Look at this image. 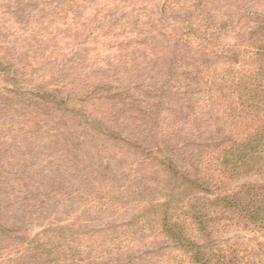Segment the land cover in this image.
<instances>
[{
  "label": "trees",
  "instance_id": "16d2710c",
  "mask_svg": "<svg viewBox=\"0 0 264 264\" xmlns=\"http://www.w3.org/2000/svg\"><path fill=\"white\" fill-rule=\"evenodd\" d=\"M258 1L256 11L227 17L220 0H0V22L26 3L37 13L17 45L0 43V130L14 156L46 164L53 184L77 185L72 200L89 197L104 209L122 206L126 191L90 184L92 152L137 168L126 188L135 198L128 220L98 230L52 224L29 236L0 207V250L21 243L35 247L37 264H115L83 253L121 237L114 233L154 226L171 244L159 249L169 251L160 264H252L238 246L212 239L224 222L264 232ZM70 21L82 23L74 35L91 39L84 58L62 64L49 56L50 40Z\"/></svg>",
  "mask_w": 264,
  "mask_h": 264
},
{
  "label": "rangeland",
  "instance_id": "374dc122",
  "mask_svg": "<svg viewBox=\"0 0 264 264\" xmlns=\"http://www.w3.org/2000/svg\"><path fill=\"white\" fill-rule=\"evenodd\" d=\"M39 2H45V0H39ZM258 6V0H220L219 2L222 14L227 17L232 16L234 12L239 13L243 10L256 11ZM34 9V5L26 3L12 12H8L7 21L0 22L1 47L2 44L9 45L10 48L17 45V33L25 32L33 16L37 15V13H30ZM78 24L82 23H73L72 21L65 23V26L57 28V33L55 32L52 38L50 37L52 52L49 56L53 58V61L57 60L62 64H68L85 57L84 44L91 38L85 34L74 35L79 27ZM108 56V53L105 54V57ZM152 68L153 66H149L147 69H142L141 72H145L149 76ZM112 74L109 72L108 75L112 76ZM4 115L6 114L0 116L3 120ZM6 133L0 130V207L21 234L33 236L49 225H67L70 222H75L83 230H98L108 225H118L134 215L135 198H133L130 189L126 188L131 184V181L128 180L129 174L134 176L137 168L133 167L130 161L124 162L121 160L122 158H116L113 153H104L100 148L97 150L98 153L92 152L94 167L98 173L89 178L90 184L93 182L95 185H101L107 189L111 187L110 189H114V191H120L125 187L126 191L122 206L118 204L113 209L106 207L104 209L100 205L94 204L89 197H84V200H72L68 193L73 194L77 185L74 184L75 186L69 189L70 186L64 183L53 184V171L46 164L42 162H37V164L31 158H25L24 161L21 156H14L12 140ZM43 147L45 149L42 144L41 149ZM107 166L109 169H106ZM103 175L105 178L108 176L111 179L105 180ZM80 184L78 186L81 191L89 187L85 188L84 184ZM134 229L114 233V236L121 235V237L104 246L97 244L98 246L83 253L84 258L101 256V261L111 259L117 262L115 264H160L164 262L169 251L159 252V249L168 246L171 248V244L163 239L154 226H148L145 231L140 233ZM216 229L217 231L213 234V244L221 246L234 244L238 246L235 248L240 251L239 256L244 257L245 261H250L252 264H264V232L251 225L236 224L235 222H229V224L224 222ZM109 234L111 235L112 232ZM189 234L199 242H204L194 231H190ZM100 240L101 243L105 241L104 237H101ZM256 244L262 245L256 247L258 253L253 255L250 252V254L249 250ZM2 247L0 264H37L39 261L37 260L39 253L34 250L33 246L28 247L26 244L14 243Z\"/></svg>",
  "mask_w": 264,
  "mask_h": 264
}]
</instances>
